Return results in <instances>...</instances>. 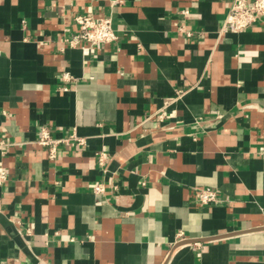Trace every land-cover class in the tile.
<instances>
[{"label": "crops", "instance_id": "crops-1", "mask_svg": "<svg viewBox=\"0 0 264 264\" xmlns=\"http://www.w3.org/2000/svg\"><path fill=\"white\" fill-rule=\"evenodd\" d=\"M231 2L0 0V264H264V18Z\"/></svg>", "mask_w": 264, "mask_h": 264}, {"label": "built area", "instance_id": "built-area-1", "mask_svg": "<svg viewBox=\"0 0 264 264\" xmlns=\"http://www.w3.org/2000/svg\"><path fill=\"white\" fill-rule=\"evenodd\" d=\"M261 18H264V0H232L224 20L223 29L232 32L242 31ZM74 19L80 27L79 32L74 36L75 39H83L91 46L100 43H110L116 40V35L109 17L95 19L88 14H78ZM69 140L70 137H52L45 127L41 128L39 136L37 137V142L48 148L50 158L55 156L58 144ZM259 155L264 160V148L259 150ZM99 160L104 162L106 160V154L101 153L99 155ZM6 179L7 172L4 168L0 167V185L3 184ZM103 191L104 187L101 183L94 186L95 193H102ZM196 192L197 200L202 204L210 203L216 199L214 191L209 188L197 189ZM177 240V242L180 243L187 239H184L182 233H178ZM191 242H196V240L193 241L191 239Z\"/></svg>", "mask_w": 264, "mask_h": 264}]
</instances>
